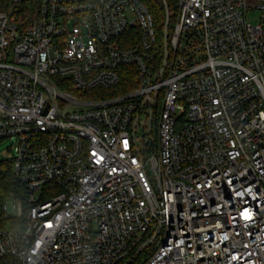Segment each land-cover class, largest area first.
<instances>
[{
  "label": "built area",
  "instance_id": "2783aa9c",
  "mask_svg": "<svg viewBox=\"0 0 264 264\" xmlns=\"http://www.w3.org/2000/svg\"><path fill=\"white\" fill-rule=\"evenodd\" d=\"M151 1L0 12V264H264V0Z\"/></svg>",
  "mask_w": 264,
  "mask_h": 264
},
{
  "label": "trees",
  "instance_id": "16d2710c",
  "mask_svg": "<svg viewBox=\"0 0 264 264\" xmlns=\"http://www.w3.org/2000/svg\"><path fill=\"white\" fill-rule=\"evenodd\" d=\"M151 8V12L155 15L156 19L159 20L162 17V8L159 0H152L149 3ZM11 4L9 0H0V12L5 11L9 12L11 10ZM21 11H19L20 13ZM24 12V11H23ZM29 13L26 12L22 17L27 19ZM29 18V17H28ZM128 84L125 83L123 87H119L116 89L104 90L100 93L111 97L115 95L122 94L126 92V86ZM94 94V93H93ZM96 94V93H95ZM13 196L16 199H19L22 203L24 211L28 208V197L29 191L25 184H23L20 179L16 176L13 171L11 160L9 161H0V230L2 229H18L22 228L25 222V218L22 217L20 219L6 217L4 212V205L7 199ZM9 226V228H7Z\"/></svg>",
  "mask_w": 264,
  "mask_h": 264
},
{
  "label": "rangeland",
  "instance_id": "374dc122",
  "mask_svg": "<svg viewBox=\"0 0 264 264\" xmlns=\"http://www.w3.org/2000/svg\"><path fill=\"white\" fill-rule=\"evenodd\" d=\"M260 18V12L258 11H250L248 14V20L252 24H257L259 22ZM14 145L15 141L6 139L3 141H0V161H9L12 159V156L14 154ZM36 199H39L40 193H36L35 195ZM15 214H10V217L15 218ZM9 228V226H7Z\"/></svg>",
  "mask_w": 264,
  "mask_h": 264
}]
</instances>
